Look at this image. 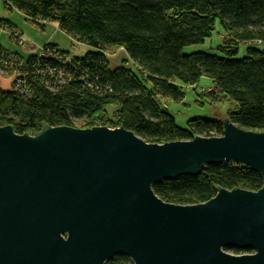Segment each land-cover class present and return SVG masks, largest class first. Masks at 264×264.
<instances>
[{
  "label": "trees",
  "instance_id": "obj_1",
  "mask_svg": "<svg viewBox=\"0 0 264 264\" xmlns=\"http://www.w3.org/2000/svg\"><path fill=\"white\" fill-rule=\"evenodd\" d=\"M0 1L32 24L43 28L54 22L72 40L93 48L85 57L68 61L56 44L46 45L43 56L27 57L0 44V72L17 74L12 91L0 88V127L11 125L20 135L34 134L45 124L123 127L157 144L218 137L223 134L221 121L193 119L182 128L161 103L184 100L183 88L195 87L206 77L212 83L207 100L234 103L231 122L264 132V0ZM217 21L226 36L217 52L184 54L185 47L211 37ZM2 28L17 35L9 21L0 19ZM119 49L127 52L135 70L110 69L107 56ZM262 186L259 174L249 167L227 162L153 189L165 202L195 205L211 200L217 187L258 191ZM107 264L132 262L116 256Z\"/></svg>",
  "mask_w": 264,
  "mask_h": 264
},
{
  "label": "water",
  "instance_id": "obj_2",
  "mask_svg": "<svg viewBox=\"0 0 264 264\" xmlns=\"http://www.w3.org/2000/svg\"><path fill=\"white\" fill-rule=\"evenodd\" d=\"M221 122V136L165 144L123 127H0V264H264V132ZM227 162L262 188L195 205L153 189Z\"/></svg>",
  "mask_w": 264,
  "mask_h": 264
},
{
  "label": "rangeland",
  "instance_id": "obj_3",
  "mask_svg": "<svg viewBox=\"0 0 264 264\" xmlns=\"http://www.w3.org/2000/svg\"><path fill=\"white\" fill-rule=\"evenodd\" d=\"M0 19L9 21L16 29L14 31L8 28H2L0 31V44L9 52H17L27 57L31 54H39L48 44H56L66 52L64 59L83 58L93 48L79 44L61 31L57 24L49 22L43 28L34 25L27 20L25 15L17 10H7L0 1ZM9 30V31H8ZM20 34H22L20 36ZM22 40H19V39ZM226 39L220 23L217 21L215 30L211 37L199 45L188 46L184 48V54H190L197 51L208 53L217 52V47L223 44ZM246 53L244 46L241 48V56ZM71 56V57H69ZM109 67L115 70L121 66H126L135 70V64L130 59L124 49L112 51L107 56ZM14 74L6 75L0 72V88L8 91L13 90ZM211 80L202 77L195 87H184L185 98L182 101L162 100L161 103L167 107L168 111L175 118L178 126L185 128L187 122L193 119L219 120L228 118L229 114L235 111V104L230 101H222L213 103L207 100V93L211 89ZM204 93V94H203ZM230 254L239 255L234 250L228 251ZM245 254V253H241Z\"/></svg>",
  "mask_w": 264,
  "mask_h": 264
},
{
  "label": "built area",
  "instance_id": "obj_4",
  "mask_svg": "<svg viewBox=\"0 0 264 264\" xmlns=\"http://www.w3.org/2000/svg\"><path fill=\"white\" fill-rule=\"evenodd\" d=\"M19 40H22L21 38L19 39ZM11 58H13V54H11V55H9ZM40 56H43V49L41 50V52H40ZM19 61V60H18ZM20 65V64H19ZM14 74V78H16V76H17V74L16 73H13ZM60 76L62 77H64V74L63 73H60ZM15 80V82H16V79H14ZM17 81H18V79H17ZM17 87L18 88H21V85H20V82H19V84L17 85Z\"/></svg>",
  "mask_w": 264,
  "mask_h": 264
}]
</instances>
